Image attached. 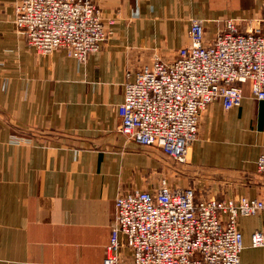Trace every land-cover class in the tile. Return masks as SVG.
Masks as SVG:
<instances>
[{
  "label": "crops",
  "instance_id": "obj_1",
  "mask_svg": "<svg viewBox=\"0 0 264 264\" xmlns=\"http://www.w3.org/2000/svg\"><path fill=\"white\" fill-rule=\"evenodd\" d=\"M16 0H0V264H102L117 197L133 191L193 190L195 199L262 198L264 101L242 86L238 107L214 101L200 114L186 162L141 147L120 131L124 84L153 59L189 45L192 19L210 40L226 21L244 31L261 0H92L111 35L79 62L58 50L37 55L14 27ZM240 264H264V212L241 217ZM120 250V263L131 264Z\"/></svg>",
  "mask_w": 264,
  "mask_h": 264
},
{
  "label": "built area",
  "instance_id": "obj_2",
  "mask_svg": "<svg viewBox=\"0 0 264 264\" xmlns=\"http://www.w3.org/2000/svg\"><path fill=\"white\" fill-rule=\"evenodd\" d=\"M264 4V0H261ZM14 27L37 55L63 50L79 62L97 53L111 35L92 0H16ZM244 31L226 21L210 40L203 21L192 19L189 45L175 58H154L124 84L118 107L120 131L141 147H157L172 162H186L198 136L200 114L214 101L224 110L238 107L242 86L264 101V33L257 19ZM264 176V153L255 162ZM116 213L102 264H240L241 217L264 212L262 198L195 199L192 189H170L162 180L156 192L133 190L115 200ZM264 245V231L251 235V247Z\"/></svg>",
  "mask_w": 264,
  "mask_h": 264
}]
</instances>
